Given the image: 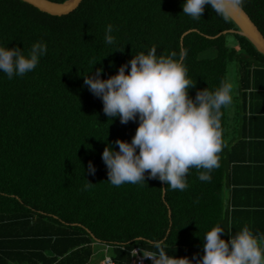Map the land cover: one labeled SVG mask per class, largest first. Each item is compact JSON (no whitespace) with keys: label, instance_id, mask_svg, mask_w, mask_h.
Wrapping results in <instances>:
<instances>
[{"label":"trees","instance_id":"trees-1","mask_svg":"<svg viewBox=\"0 0 264 264\" xmlns=\"http://www.w3.org/2000/svg\"><path fill=\"white\" fill-rule=\"evenodd\" d=\"M183 2L83 0L71 14L52 16L22 0H0V45L25 54L35 42L47 45L32 72L11 80L0 73V264H89L96 242L115 264H130L136 248L155 252L156 240L166 242L168 255L202 258L203 237L214 226L225 228L226 241L244 226L264 234V206L243 210L227 197L237 194L231 166L239 160L233 149L240 131L229 139L233 123L247 130L264 116L263 108L254 109L264 95V55L236 33L212 38L238 27L210 6L194 20L183 14ZM241 7L264 35V0ZM153 46L158 55L187 49L193 99L228 81L230 66L236 68L237 93L220 116V166L206 173L208 181L199 179L206 170L190 169L183 191L164 193L166 185L147 172L140 184L108 182L105 147L119 151L117 139L130 143L139 121L109 120L84 84V75L103 68L100 78L107 79Z\"/></svg>","mask_w":264,"mask_h":264},{"label":"clouds","instance_id":"clouds-1","mask_svg":"<svg viewBox=\"0 0 264 264\" xmlns=\"http://www.w3.org/2000/svg\"><path fill=\"white\" fill-rule=\"evenodd\" d=\"M243 3L244 0H184L182 8L183 14L194 20L202 17L206 6L227 19L230 9H239ZM112 32L109 24L106 44L115 43ZM46 53L44 42L33 43L27 54L20 47L0 45V73L9 80L23 77L37 67ZM187 54V49L181 48L178 53L158 55L153 46L135 54L107 79L100 78L103 68L97 69L94 76L84 75V84L102 100L109 120L119 117L122 124L139 121L130 143L117 139L119 151L108 144L102 153L111 185L146 182L147 172L148 178L166 185L161 188L164 193L169 188L183 191L188 187L190 169L206 170L199 179L208 181L210 175L206 173L220 166L221 110L233 104L234 85L222 81L214 90H198L193 99L189 89L196 82L189 78L183 62ZM88 171L95 174L91 162ZM225 232L222 225H217L205 233L202 258L168 255L164 240L152 241L156 251L143 256L152 259L153 264H264V234L244 226L235 235L228 232L230 239L226 241L221 238Z\"/></svg>","mask_w":264,"mask_h":264},{"label":"crops","instance_id":"crops-1","mask_svg":"<svg viewBox=\"0 0 264 264\" xmlns=\"http://www.w3.org/2000/svg\"><path fill=\"white\" fill-rule=\"evenodd\" d=\"M257 100L261 104L254 105V109H264V95ZM232 109L231 114L234 115L235 109ZM254 120V126L247 130L233 123L229 136V139L236 140V135L240 133L238 141H235L237 147L233 149L237 151L235 158L239 160L231 166L235 177L231 191L237 194L227 197L235 196L243 210L249 211L264 206V116L258 115Z\"/></svg>","mask_w":264,"mask_h":264},{"label":"water","instance_id":"water-1","mask_svg":"<svg viewBox=\"0 0 264 264\" xmlns=\"http://www.w3.org/2000/svg\"><path fill=\"white\" fill-rule=\"evenodd\" d=\"M40 11L50 14L52 16H65L71 14L79 8L83 0H66L65 2L58 3L50 0H22ZM229 17L236 24L238 30L225 31L224 33L212 37L217 38L223 34L236 33L247 38L258 52L264 55V35L259 28L252 21L247 12L241 7L239 9H230ZM189 31L185 35L191 33ZM184 35V36H185ZM183 42V39H182Z\"/></svg>","mask_w":264,"mask_h":264},{"label":"rangeland","instance_id":"rangeland-1","mask_svg":"<svg viewBox=\"0 0 264 264\" xmlns=\"http://www.w3.org/2000/svg\"><path fill=\"white\" fill-rule=\"evenodd\" d=\"M230 40V39H229ZM231 42V40H230ZM228 81L232 82L234 85L233 89V97L237 93V74H236V68L231 65L229 68V74H228ZM93 257L89 264H102V261L110 255L109 252H106V248L103 244H100L99 242L94 243L93 245Z\"/></svg>","mask_w":264,"mask_h":264},{"label":"built area","instance_id":"built-area-1","mask_svg":"<svg viewBox=\"0 0 264 264\" xmlns=\"http://www.w3.org/2000/svg\"><path fill=\"white\" fill-rule=\"evenodd\" d=\"M143 253H149V252H143L141 249L136 248L133 251V256L130 264H153L152 259L145 258L143 256ZM102 264H115V262L110 258L107 257Z\"/></svg>","mask_w":264,"mask_h":264}]
</instances>
